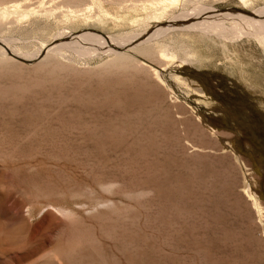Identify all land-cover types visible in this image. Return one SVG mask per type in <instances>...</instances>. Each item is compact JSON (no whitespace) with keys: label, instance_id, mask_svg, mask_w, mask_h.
<instances>
[{"label":"rangeland","instance_id":"1","mask_svg":"<svg viewBox=\"0 0 264 264\" xmlns=\"http://www.w3.org/2000/svg\"><path fill=\"white\" fill-rule=\"evenodd\" d=\"M228 9L264 0H0L24 59L91 50L0 52V264H264V27Z\"/></svg>","mask_w":264,"mask_h":264},{"label":"bare ground","instance_id":"2","mask_svg":"<svg viewBox=\"0 0 264 264\" xmlns=\"http://www.w3.org/2000/svg\"><path fill=\"white\" fill-rule=\"evenodd\" d=\"M170 1H172V0H170ZM170 4H172V2H169ZM165 5L164 6H166L167 4L166 3H164ZM220 10V9H219ZM226 10V9H225ZM210 10L208 9H203V10H197V11H195V12H193V13H189V14H182V15H176V16H174L175 18H173V19H170L169 18V20L168 21H166V23L164 24V23H162V25H157V26H155L152 30H150V32L148 33V34H146V35H144V36H139V39L138 38H136L135 40H133V41H122L118 46H120V47H122V46H124V45H128V47H133V46H136V45H138V44H141V43H143L144 41H146V40H148L149 39V37H152L153 35H157V34H159L160 35V33H162V32H164L165 31V29H167V28H169V27H171V26H173L174 24H178L177 22H176V19L177 20H183V21H186V19L187 18H197L198 16L200 17L201 15H203L204 13H206V12H209ZM222 11V10H221ZM221 11H218V12H221ZM229 11V10H228ZM231 11V10H230ZM223 12V11H222ZM226 12V11H225ZM235 12V11H234ZM199 13V14H198ZM253 13H255V14H257V16H264V9H261L260 11H255V12H253ZM206 15V14H205ZM220 15V14H219ZM224 15V14H223ZM222 15V16H223ZM180 16V17H179ZM182 16V17H181ZM212 16H214V15H210V16H204V17H207L208 19H201V20H197V21H194V22H191L190 23V26L192 25V26H194L195 27V25H201L203 28H204V30L205 29H207V31H208V29L209 28H211L212 26H221V25H223L221 22V20L219 19L220 17L217 15V16H215L216 18H214V17H212ZM180 19H179V18ZM219 17V18H218ZM239 17V16H238ZM241 18V17H240ZM188 21V20H187ZM186 21V22H187ZM238 22H241L242 24H244V23H248V22H251V23H256V25H262L263 27H264V19H262V18H254V17H251V16H243L241 19H239V21ZM260 22H263V24L262 23H260ZM236 24L239 26V28L240 29H244V25H242V24H240V23H237L236 22ZM179 25V24H178ZM235 25V24H234ZM185 26V25H184ZM248 26H250V25H248ZM200 27V26H199ZM246 27H247V25H246ZM221 28V27H220ZM214 29V28H213ZM212 29V30H213ZM236 29V28H235ZM249 29H250V27H249ZM218 30V29H217ZM260 31V30H259ZM261 32V31H260ZM264 32V31H263ZM98 34L97 32H95V31H92V30H90L89 32H81V33H79V34H76V35H78L77 37L79 38V37H85V36H88V34ZM95 34V35H96ZM72 34L71 33H59L58 35H56V37L58 38V37H63L65 40H59V39H56V37H55V39H53L52 41H50V42H48V43H45V44H41V46L39 47V49L37 50V52H36V54L31 58V60H35V59H37V57L40 55V54H43L44 55V57H49V56H52V57H57V56H59V55H61L63 52H67L66 51V49L67 48H69L70 50H72V51H74V52H77L78 54L80 53V56L83 54H86V53H90L91 52V50H82V49H80V47H78L79 49H76V48H74L73 47V45L70 43V41L72 40L71 38H72ZM91 36V35H90ZM100 37V36H99ZM133 37V36H132ZM95 38V37H94ZM103 38H105L106 39V41L107 40H109V42H106L105 41V44L108 46V49L111 51V49H113L114 51H119V50H122V49H118V50H116L115 48H114V45H112L113 44V42H114V40L111 42V40H110V37L109 38H107V36L106 35H104L103 36ZM103 38L101 39V40H103ZM128 38V37H127ZM61 39V38H60ZM83 39V38H82ZM132 39V38H131ZM8 40H10V39H8ZM11 41H12V39H11ZM116 41V40H115ZM59 42H61V43H59ZM80 42V41H79ZM93 42V41H92ZM95 42V41H94ZM10 43V42H9ZM12 43V42H11ZM101 43H104L103 41H101ZM7 44H8V42L6 41V40H4V39H2V38H0V52L2 53V54H4L5 55V57H7L8 59H14V58H12L8 53H7V50L9 49H7ZM109 44H110V46H109ZM9 45V44H8ZM98 46V45H97ZM106 46V47H107ZM10 47V46H9ZM67 47V48H66ZM101 48V47H100ZM104 48V47H103ZM108 49L106 50V48H105V51H108ZM132 49V48H131ZM12 55H15V56H18V57H20V58H23L22 56H21V54L18 52V50H8ZM108 53V52H107ZM119 53V52H118ZM117 53V54H118ZM121 55V54H120ZM24 59V58H23ZM27 60V59H26Z\"/></svg>","mask_w":264,"mask_h":264},{"label":"water","instance_id":"3","mask_svg":"<svg viewBox=\"0 0 264 264\" xmlns=\"http://www.w3.org/2000/svg\"><path fill=\"white\" fill-rule=\"evenodd\" d=\"M228 10H234V11H237V12H240L241 14H244V15H246V16H251V17H254V18H262V19H264V16H257V14H255V13H253V12H248V11H242V10H239V9H228ZM178 24H179V22H177ZM181 23V22H180ZM92 31H95V32H97V33H99L98 31H96V30H92ZM99 34H101V35H105V34H102V33H99ZM128 47V45H124V46H122V47H120V46H114V48L116 49V50H118V49H125V48H127ZM7 53L12 57V58H14L16 61H19V62H21V63H25V64H31V63H33V62H35V60H26V59H23V58H20V57H18V56H15V55H12L8 50H7ZM43 54H40L37 58H40L41 56H42Z\"/></svg>","mask_w":264,"mask_h":264}]
</instances>
